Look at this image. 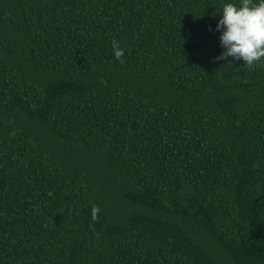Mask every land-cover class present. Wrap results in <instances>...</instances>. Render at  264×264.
<instances>
[{"label": "trees", "instance_id": "16d2710c", "mask_svg": "<svg viewBox=\"0 0 264 264\" xmlns=\"http://www.w3.org/2000/svg\"><path fill=\"white\" fill-rule=\"evenodd\" d=\"M223 2L0 0V264H264V61L214 59Z\"/></svg>", "mask_w": 264, "mask_h": 264}, {"label": "clouds", "instance_id": "9594fccd", "mask_svg": "<svg viewBox=\"0 0 264 264\" xmlns=\"http://www.w3.org/2000/svg\"><path fill=\"white\" fill-rule=\"evenodd\" d=\"M215 31L220 33L222 51L216 60L229 57L243 61L248 66L264 61V0H225ZM112 52L116 60L123 62L125 50L119 40L112 42ZM99 207H93L96 218Z\"/></svg>", "mask_w": 264, "mask_h": 264}]
</instances>
